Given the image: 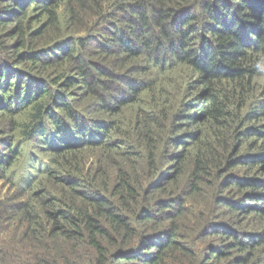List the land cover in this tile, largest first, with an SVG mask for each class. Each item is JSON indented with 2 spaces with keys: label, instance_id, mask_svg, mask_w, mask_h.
Returning <instances> with one entry per match:
<instances>
[{
  "label": "trees",
  "instance_id": "obj_1",
  "mask_svg": "<svg viewBox=\"0 0 264 264\" xmlns=\"http://www.w3.org/2000/svg\"><path fill=\"white\" fill-rule=\"evenodd\" d=\"M0 264H264V0H0Z\"/></svg>",
  "mask_w": 264,
  "mask_h": 264
}]
</instances>
